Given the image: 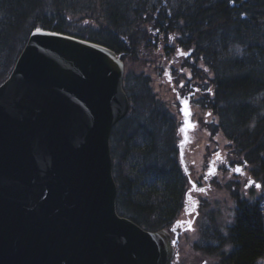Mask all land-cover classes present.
Wrapping results in <instances>:
<instances>
[{
  "label": "trees",
  "instance_id": "1",
  "mask_svg": "<svg viewBox=\"0 0 264 264\" xmlns=\"http://www.w3.org/2000/svg\"><path fill=\"white\" fill-rule=\"evenodd\" d=\"M37 29L101 45L142 67L158 43L168 59L191 53L173 60V81L199 90L197 105L214 118L208 128L229 143L230 159L263 180L264 0H0V85ZM123 90L129 111L109 140L116 212L143 230H167L185 207L188 186L176 115L143 75L125 73ZM233 198L232 223L213 238L219 247L202 254L218 264H257L264 257L258 201Z\"/></svg>",
  "mask_w": 264,
  "mask_h": 264
},
{
  "label": "water",
  "instance_id": "2",
  "mask_svg": "<svg viewBox=\"0 0 264 264\" xmlns=\"http://www.w3.org/2000/svg\"><path fill=\"white\" fill-rule=\"evenodd\" d=\"M123 74L103 46L28 38L0 85V264H171L177 239L116 213L109 139L129 110Z\"/></svg>",
  "mask_w": 264,
  "mask_h": 264
},
{
  "label": "rangeland",
  "instance_id": "3",
  "mask_svg": "<svg viewBox=\"0 0 264 264\" xmlns=\"http://www.w3.org/2000/svg\"><path fill=\"white\" fill-rule=\"evenodd\" d=\"M164 44L158 43V50L155 52V55L150 62V64L141 66V64H131L130 62H126L124 64L125 73H135L137 75H143L147 77L150 81V87L153 94L156 96L157 100L160 101L167 107L171 112L176 115L178 128L181 124V116L179 115V107L177 103V95L184 97L189 95L191 92H184V88L177 89V83L173 81L172 75L170 74V68H174V59L177 58V54L173 55L172 58L164 57ZM145 58H149L148 55ZM178 75H182V72H178ZM184 74V73H183ZM178 91V92H177ZM192 92H194L192 90ZM200 93H195L191 103L190 110L192 112V120L197 123L195 131L191 133L189 136L188 145H186L184 149L183 158L178 157V161L182 167L189 166L191 168V173L187 172L185 174L186 179H188V173H190V179L193 183H196L199 186L204 187L206 191L202 193L203 197L201 198V203L199 207V219L196 220V225L192 232L184 233L178 239L177 244V264H218V260L215 257H209L202 254L200 251L202 248L205 250V247H219L215 241L212 240L206 241L201 240V237L204 236V233L210 232L214 227L220 231V234H225L226 229L232 222V213H233V204L231 202V178H228L227 174H216L213 176H207V183H204L203 178L206 176L204 171H201L203 165L206 166L210 160H207L209 157L217 156V155H225L229 156L230 154L229 144L220 134H216L215 136L211 135V130L203 127L204 124H209L210 121L213 120L208 113L203 112L199 106L197 105L201 99L199 97ZM177 104V107L175 106ZM201 122V123H200ZM212 126V125H210ZM178 143L182 140L181 133L178 130ZM215 159V158H214ZM186 170V169H185ZM245 180V179H243ZM188 181V180H187ZM190 186H187L189 189ZM239 192V196L242 200H253V197H249V193H253L256 198L261 197V211L264 216V187L258 190H245L242 188V185L239 189H236ZM190 194V193H189ZM188 194V195H189ZM200 201V200H199ZM188 203L186 202V205ZM186 206L184 207L185 210ZM184 212V211H183ZM183 212L177 218V220H182ZM213 216L214 219L211 220V223L208 228L207 227V217ZM264 220V217H263ZM264 222V221H263ZM200 225H202L204 233H200ZM264 226V225H263ZM211 235V234H210ZM225 250V246L224 249ZM264 264V257L257 263Z\"/></svg>",
  "mask_w": 264,
  "mask_h": 264
},
{
  "label": "flooded vegetation",
  "instance_id": "4",
  "mask_svg": "<svg viewBox=\"0 0 264 264\" xmlns=\"http://www.w3.org/2000/svg\"><path fill=\"white\" fill-rule=\"evenodd\" d=\"M215 158V159H214ZM214 158H210L209 163H208V171L209 172H214L215 175L216 174H227L228 178H231V188H230V194H231V202L232 204H234L233 202L235 198H233V196L236 194V196H239V192L236 191V189H239V187L242 185V188H244L245 190H248L247 193H249L250 190H256L257 188L255 187V184H253L251 187H248L247 185L249 184V181H254L256 184H260V181H257L256 178L254 177V175L251 173L250 168H248L245 165H237L236 162L234 161L232 164L226 159V157H221V156H216ZM237 166L241 167L243 174H237L236 173V169ZM208 171L206 172V174L208 173ZM245 179V180H243ZM203 181L206 183L207 179L204 178ZM196 187L192 188V190L190 191L189 197H188V201H189V207L185 210V212H183V216H182V220H179L178 222L181 223V225L183 226H179V228L177 229L178 231L183 230L185 227H187L188 224H185L186 222L190 221H194L198 219L199 216V212H198V207H197V202L199 201V196H201V194L203 192L200 191V189H204L201 188L198 185H195ZM262 188V186H261ZM260 188V189H261ZM250 195L249 197H253L254 201H258V205H259V210L261 211V197L259 196L258 198L255 197V195H252L253 193H249ZM233 195V196H232ZM241 199V198H240ZM236 200V199H235ZM233 209V208H232ZM214 219V218H213ZM232 223V222H231ZM230 226V225H229ZM228 226V227H229ZM210 233H213V238L218 237V231L217 229L214 227V229L210 230Z\"/></svg>",
  "mask_w": 264,
  "mask_h": 264
},
{
  "label": "snow or ice",
  "instance_id": "5",
  "mask_svg": "<svg viewBox=\"0 0 264 264\" xmlns=\"http://www.w3.org/2000/svg\"><path fill=\"white\" fill-rule=\"evenodd\" d=\"M183 86H184V85H180V87H183ZM185 103H187V101H185ZM181 111H182V112L184 113V115H186V116L190 115V113H189L188 111H185L184 108H181ZM182 131H183V129H182ZM181 157L183 158V154H181ZM235 171H236L237 174H243V171H242V169H240V168H237ZM209 175H215V173H214V172H209ZM253 184H255V187H256L257 189H260V188H261V185H260V184H256L254 181H249V184H248L247 186H248V187H251ZM193 187L195 188L196 186L193 185ZM200 191H201V192H204V191H206V190H205V189H200ZM179 223H180V222H178V225H179ZM187 230H188V231H191V230H192V223H191V221L188 222ZM172 231L175 232V231H176V228L174 227V228L172 229ZM173 243H175V241H173Z\"/></svg>",
  "mask_w": 264,
  "mask_h": 264
}]
</instances>
